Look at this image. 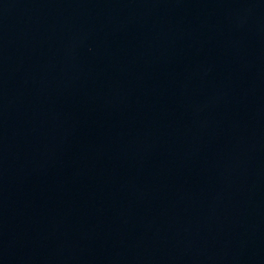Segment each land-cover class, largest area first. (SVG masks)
Masks as SVG:
<instances>
[{"label":"water","instance_id":"95a60500","mask_svg":"<svg viewBox=\"0 0 264 264\" xmlns=\"http://www.w3.org/2000/svg\"><path fill=\"white\" fill-rule=\"evenodd\" d=\"M0 264H264V0H0Z\"/></svg>","mask_w":264,"mask_h":264}]
</instances>
